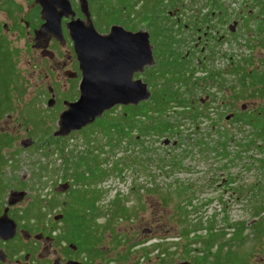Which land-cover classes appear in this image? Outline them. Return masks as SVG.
I'll return each instance as SVG.
<instances>
[{
  "label": "flooded vegetation",
  "instance_id": "1",
  "mask_svg": "<svg viewBox=\"0 0 264 264\" xmlns=\"http://www.w3.org/2000/svg\"><path fill=\"white\" fill-rule=\"evenodd\" d=\"M5 1L9 6L15 4L14 0ZM26 1L29 3L28 14H23L22 17H19L18 22H20V24L17 23L19 25L23 23L25 31L24 37H30L32 41L31 44H23L24 50L27 51V55L29 57L32 56L31 58L34 59L39 57L36 59V63H41L43 67L44 64H46L49 71L54 75L53 79L46 85L44 96H42L43 93H41L37 94L36 97L45 99L46 107L48 108L46 109V113H48L49 116H56V126L61 112L66 109V104L75 102L79 97L78 87L81 80V72L79 70V63L73 52L72 43L65 29V23H67L69 19L63 18L61 20L62 42L56 40L54 37H50L47 41L44 39L39 41V44L42 46L44 45V47H36L34 31L43 23L40 17V7L34 0ZM132 1L133 0H87V7L94 28L99 33L106 34L112 25L124 27L118 23L107 25L103 19L99 20L101 19L99 17L102 15L100 14L97 17L94 12L97 11L103 14L107 8L113 12L119 9L121 12L125 13L124 19L129 20V18H126V12L131 11ZM186 1L190 2V5L193 6L191 9L183 4ZM1 2L2 0H0V3ZM69 2L71 8L75 12V18L84 19L79 3L77 2V4H74L71 0H69ZM16 6L19 7L18 5ZM156 8L157 6H155V9ZM193 8L197 14L195 17L192 15L194 17L195 28L191 30L186 24L180 25V18L181 13L186 12L185 10L193 13ZM19 10H21L20 7ZM167 10L171 18L175 19L172 23L175 29L174 33L178 38L181 35L184 36L180 39L182 42H189V48L185 55L191 63V68L195 71L194 89L197 88L196 85L198 87L201 85L202 88L211 85V91L215 94L217 92H224L227 94L230 92V89L234 87L239 92H242V94L243 91H246L245 89L247 87L264 90V72L260 71L259 67L255 65L257 60L253 61L254 53L257 51L256 45H258V49L261 52L264 51V0H182V2L181 0H174L172 4L168 5ZM181 10L182 12H180ZM96 24L100 26H96ZM141 24H144V28L146 29L145 19L141 21ZM3 28L6 29V26L4 25ZM138 30L139 29L134 31ZM181 31H183V33H180ZM147 32L150 37V32ZM51 46H54V49H51ZM152 48L154 50L153 45ZM245 50L248 51V53H244L243 51ZM27 62L29 66L32 64L29 58ZM215 65H218V67ZM32 67L35 68V65ZM147 68H145V70ZM145 70L141 75H136L135 77H143L142 75L145 73ZM47 73L48 72L45 73V79L48 77ZM198 76H205L206 78L203 82L207 83H197L198 81L196 78H198ZM209 76H218V80L212 82ZM226 76L232 77V81ZM226 78H228L229 81ZM241 80L245 82L244 89L240 86ZM211 98V95H206L204 99H200V106L204 108L203 113L205 111L208 117L209 109L211 108L207 105L213 103L211 102ZM213 99L215 100L216 97L214 96ZM59 105L62 109L58 107ZM243 107L245 108V106H241L240 109L243 110ZM124 108L123 106H115L108 112L116 113V111H119L118 113H122L121 110ZM253 113L254 112L249 111L240 118L236 116L234 112H230L226 114V117L231 115L229 120L237 118L239 122H251L250 118L253 116ZM122 115L126 117L127 113H122ZM126 120L122 133H112L110 135L112 140L115 138H121V140L130 139L132 135L130 118ZM95 125H98L96 120L91 125L82 128L80 131L71 132L65 137L54 136L58 127L56 126L51 138L70 139L75 135H82L87 139L98 137L100 134H91L85 131L87 128ZM165 140H169L167 144H164ZM144 144L146 145V142H144ZM162 145L165 147H174L176 142L171 138H165ZM215 146H217V143ZM31 147H33V143L28 148H25L24 151L33 149ZM213 156V159L219 161V157L216 153L213 152ZM144 160H146V158H144ZM225 160L226 158H222L219 161L220 165L217 166L221 172L224 170L225 164L222 163ZM165 169L167 168L165 167ZM228 179L229 178L222 179L216 186L233 185L234 182L228 181ZM62 181L64 180L61 179L57 186L60 183L66 182ZM93 183H98V181ZM209 183L213 184L214 181ZM55 188L53 190L54 193L60 194L55 191ZM69 189L70 187L64 193H74L73 190ZM92 191H94L96 195H93V197L89 195L85 196L84 201H91L89 203H94L92 208L93 211L87 209L85 213H72L73 210L76 209V206L70 202L74 200L77 194H82L81 191L71 194L68 206L66 202L62 203V207H66L63 213L54 214L49 218H45L44 212L39 211L37 203L32 204L33 208L27 206L26 209H22L21 203L26 197H24L20 203L7 207V197L6 203L2 204V206L0 205V223L6 208V217L8 219L4 220L2 223V233L4 234L0 233V264H248L245 257L238 251L244 239V230L239 232L233 228L227 229L226 223L223 222L224 219L227 220L225 215L219 219L217 218L219 214H215L214 216L205 218L202 222L201 219H198L200 217L194 218L193 212H191L190 214L194 218V222L192 221V223L202 227L195 230L193 229L194 231L188 229L189 231L186 236L185 233L182 232V228H180L179 214L171 212L175 219V221L173 220V230L178 236L177 240L183 238V240L187 242V250L182 254L183 256H187V260L175 263L179 255L180 244L178 242L169 243L167 241L176 240L174 239L176 236H170L164 231L160 233L161 236H158L157 233L153 234L154 232L152 230L145 228L139 231L141 238L132 241L131 237L122 230L118 228L113 229L112 222L114 218L123 220L127 219V217H138V214L126 213L120 216L118 214V218L114 216V212L111 211L110 207H113L115 201L119 203L118 200H114L113 203L107 204V209L102 212L101 209H99L102 190L99 192L95 186ZM231 195L238 199L237 191H231ZM183 198L184 202L189 201L186 197ZM155 200V202L150 204L161 206L163 201H179V198L163 199L162 197H157ZM207 202H210V200ZM46 206L48 207V205ZM43 207L45 208V206ZM51 207H53V204ZM108 210L113 214L108 213ZM103 214H108V219H105L102 224L98 223L100 218H105ZM208 220H210V222L207 224ZM240 222H243V220H238L235 224L239 225ZM210 223L214 226L212 231L207 229ZM252 223L253 222L247 227H250ZM11 228L13 231L12 236ZM210 232L214 235L209 236ZM235 232H239V235L235 236ZM251 234L253 237L263 236L264 228L252 229ZM169 237H171V239H169ZM204 241H207V244ZM190 245H193V248H191ZM229 248L232 251L231 254H228ZM233 251H236V253H233Z\"/></svg>",
  "mask_w": 264,
  "mask_h": 264
},
{
  "label": "rangeland",
  "instance_id": "2",
  "mask_svg": "<svg viewBox=\"0 0 264 264\" xmlns=\"http://www.w3.org/2000/svg\"><path fill=\"white\" fill-rule=\"evenodd\" d=\"M71 1L74 4H77V2L79 3V0ZM14 2L21 10H19V7L15 4L9 6L5 0H2L0 3V49H4L8 52L7 61L9 69L6 70V72L11 80L7 86V95L4 94L0 88V105L2 108L6 109L3 114H1L2 111L0 109V154L4 156V160L6 161V164L0 166V180L2 182L0 205L2 206V204L6 203V199L11 190H24L26 192L24 197L26 198L21 203L22 209H26L27 206L33 208L32 204L37 203L39 211L44 212L45 218H49L54 214L63 213L66 207H62V203L66 202L68 206L71 194L74 193H54L53 190L61 181L62 177L61 161L53 156L46 158L41 155V151L39 150V148L49 145L52 139L51 135L57 125L55 126L56 116H49V114L46 113V109L48 108L46 107L45 99L38 98L36 95L43 93L42 96H44L46 85L53 79L54 75L49 71L46 64H44L43 67L41 63H36V59L39 57H36V59L31 58L32 56L29 57L27 51L24 50L23 44H31L32 41L30 37H24V25L23 23L19 25L20 22H18V19L22 17L23 14H28L29 3L26 0H14ZM183 4L190 9L193 7L190 5V2L187 1ZM138 8L139 7L136 6L134 11L140 12L141 10ZM158 8L159 6H157L156 9ZM185 11V13L193 15L194 17L197 14L194 8L192 10L193 13H191V11ZM180 12H182V10ZM182 13L180 25L188 24V19L185 18L184 15L182 16ZM144 24L138 22L137 29L147 30L144 28ZM4 25L6 29L3 28ZM180 33H183V31ZM183 37L184 36L181 35L180 39ZM256 46L257 51L254 53L253 61L257 60L255 65L259 67L260 71L264 72V51L261 52L258 49V45ZM50 48L54 49V46ZM188 48L187 45H184L183 50L187 51ZM243 52L248 53L246 50ZM28 58L32 63L30 66L27 62ZM33 65H35V68L32 67ZM215 66L218 67V65ZM46 72H48L47 79H45ZM11 76H13L14 79H12ZM226 77L230 78L232 81V77ZM228 78L226 79L228 80ZM141 79L143 80L144 78L141 77ZM3 87L7 88L6 86ZM245 90L243 94L240 92L242 99H240L238 92L232 93V95L230 93L217 92L215 95L216 99L209 105V108H211L209 109V117L201 118L198 123L201 128L200 134L206 132V129L211 124H215L226 128L227 134L233 138L242 141L243 137L246 136L247 138L255 139V142L259 143L260 140L255 138L256 135L254 131H252V128L243 125V123H239L237 118L228 121L225 120L226 114L230 112H234L236 116L241 118L251 111L254 113L250 118V124L261 125L264 128V90L249 87ZM204 98L205 95H201V99ZM241 106H245V108L243 107L242 110L240 109ZM58 107L62 109L60 105ZM118 112L119 111H116V113ZM181 121L185 128L192 127V124L188 123L186 120ZM238 129L243 131L244 134H242V132H237ZM27 139L33 142V149L24 151L25 148H21V142ZM146 141L148 146L155 149L162 145L161 142L148 140V138ZM215 141L216 139L214 137L213 144ZM83 143L82 135H75L63 141V144L68 150L73 149L76 151L83 149ZM53 147L54 146H50L46 148V150H52ZM169 147L172 148L171 146ZM105 150L107 151L108 149L105 148ZM229 150L235 151V145L232 144ZM115 153L116 150L114 154H105L102 156L107 160L106 163L101 164L103 168H111V165L118 160V157L124 156L122 155L124 154L122 151L116 153V155ZM161 153V149L155 152L153 162H147V164H145L144 170L146 171L144 172L139 170L135 171L130 167L124 168L120 178L115 175V173H111V175L109 174V176L98 181V183L87 186V188L90 189L96 186L99 192L102 190V197L99 203V209H101L102 212L107 209V204H111L114 200H118L119 204L124 205L128 209V214H138V217H127V219L123 220H117L113 217L112 228L122 230L131 237L132 241L141 238L139 231L145 228L152 230L154 232L153 234L157 233L158 236H161L160 233H163V231L170 236L174 235L176 236L174 238L176 240L167 242H178L180 244L179 250L181 252L179 251L175 263L187 260V256L182 255L184 251L187 250V242L183 240V238L177 240L178 236L173 230V220L175 221V219L171 213V209H173L174 204L177 202L178 204H182L187 212L188 210H190L189 212H193L194 218L200 217L198 219H201L202 222L205 218L214 216L215 214H219L217 217L219 219L225 215L228 224L243 220V222H245V228H243L244 239L238 251L245 257L248 264H264V234L263 236L253 237L251 234L252 229L247 227L251 222L255 221L253 220L254 218L250 216V204L248 202L250 192L247 188L255 183L264 184V174L259 169V164L257 163L256 166L246 171V168L243 166L246 157L242 153L241 155L243 158L234 165H229L226 159L222 163H225V167L221 172L217 167L220 163L217 159H213L214 156L211 151L209 152V156L202 155L196 150H192L190 153L185 154L181 146L177 149H172V153L176 154L182 168L167 177H162V175L159 174L160 165L156 164L155 161ZM250 154H255V158L260 157L255 149L247 152V155ZM130 156H132V154H130ZM38 162L40 164H35ZM42 165H47L46 167H48L49 171L42 176L39 182L35 181V179L33 181L32 172L37 171L38 166ZM52 168L55 170L54 173L50 172ZM229 177L234 178L233 185L216 186L222 179H227ZM64 181L69 182L70 187H72L70 189L72 190L81 191L85 188L80 185H75L69 178V175ZM211 181H214V183H209ZM22 183H24L25 186L21 188L18 185ZM176 185L190 187V192H187V194L191 196L192 208L189 206L185 207L186 203L182 196L179 198V201L172 200L170 203H163L161 206L150 204L156 201L155 198L157 199V197H162L164 195V190H159V187L170 188L172 190ZM137 186L141 187L136 188ZM132 188L133 190L131 191ZM235 188H237L239 192L238 199L231 195V191H234ZM148 189H153L157 192L155 194L154 192H149ZM170 197L173 199L174 196L171 195ZM208 200H210V202H207ZM52 204L53 207H51ZM46 205H48V207ZM43 206H45V208ZM107 212L113 214L110 210ZM189 212L188 218H191L194 222V218ZM261 214L263 220L259 227L264 226V209ZM103 215L105 218H100L98 223L102 224L105 219H108V214ZM169 239H171V237H169ZM190 247L193 248V245H190Z\"/></svg>",
  "mask_w": 264,
  "mask_h": 264
},
{
  "label": "trees",
  "instance_id": "3",
  "mask_svg": "<svg viewBox=\"0 0 264 264\" xmlns=\"http://www.w3.org/2000/svg\"><path fill=\"white\" fill-rule=\"evenodd\" d=\"M173 1L174 0H133L131 11L126 12V18H129V20L124 19L125 13L121 12L119 9L113 12L107 8L103 13L104 15L97 11L94 12L97 17L101 14L102 16L99 17L101 18L99 20L103 19L107 25L118 23L123 25L126 29L133 31L137 30L138 22L145 19L146 29L150 32V41L154 46L153 55L155 64L147 68L142 75L144 78L143 81L147 84L150 91L149 99L137 106H127L122 109V113H127L126 117H124L122 113H104L96 120L98 125L91 126L85 130L87 132L100 134V136L91 139H87L83 136L84 147L82 150H68L63 144V141L66 139L61 138L51 139L49 145L39 148L42 156L46 158L53 156L61 161L62 180H65L69 175V178L75 185L85 187V189L81 190L82 194H77L74 200L71 201V203L76 206V209L73 210L72 213H85L87 209L93 211L92 208L94 203H89L91 201H84L85 196L89 195L93 197V195H96V193L92 191L93 189L87 188L91 183L102 180L104 177L109 176L108 174L111 175V173H115V175L119 177L124 168L130 167L135 171H140L141 169V171L144 172L146 170H144L145 167H143V163L145 166L147 162H153L155 152L160 149L162 153L155 161L156 164L160 165L159 174L162 175V177H167L182 168L180 160H178L176 154L172 153V149H177L181 146L185 154L190 153L192 150H196L202 155L209 156L210 151L212 153L214 152L219 157V161L222 158H226L229 165H234L241 160V158H243L241 154L243 153L246 157L243 163L246 171L250 170L258 163L259 169L264 174L263 126L250 124L251 122L247 121L239 122L252 128V131H254L256 135L255 138L260 140L259 143H256L255 139L247 138L246 136L243 137L242 141L233 138L227 134L226 128L215 124H211L206 129V132L200 134L201 128L198 123L201 118L208 117L207 114L203 113L204 108L200 106L201 95H211V102H214L213 98L216 94L211 91V85L204 88H202L201 85L200 87L196 85V89L193 87L195 85V71L191 68V63L185 55L186 51L183 50L184 45L189 46V42H182L180 37L178 38L174 33L175 29L172 25L174 20L168 14L167 10L168 5L172 4ZM136 6L139 7L138 9L141 10L140 12L134 11ZM155 6H159V8L155 9ZM183 15L189 21L186 25L189 29L193 30L195 28L194 17L185 12H183ZM181 20L180 18V21ZM98 25L96 24V26ZM7 55V51L0 49V88L6 95L8 92L7 86L9 81H11L6 72V70L9 69ZM11 78L14 79L13 76H11ZM205 78V76H198V78H196L198 81L197 83L202 84L200 82H203ZM209 79L215 82V80H218V76H209ZM203 83L205 84L207 82ZM2 84L7 88L3 87ZM240 86L244 89L245 82L243 80L240 81ZM237 92L239 93L240 99H242L240 92L236 90L235 87L231 88L229 93L232 95V93ZM207 106H209V104ZM0 109L2 111L1 114L6 110L2 108L1 105ZM127 118H130L132 130L130 139L121 140V138H115L112 140L110 137L112 133L120 134L123 132ZM181 120H186L188 123L192 124V127L185 128ZM237 132H242V134H244L240 129H238ZM146 137L148 140L161 142V144L165 138H171L174 139L176 145L172 148L160 145L156 150L147 145ZM214 137L216 141L213 144ZM144 142H146V145ZM216 143L217 146H215ZM232 144L235 145V151L229 150ZM50 146H54L53 149L46 150V148ZM105 148L108 150L106 151ZM253 149L257 150L260 155L259 158H255V154L247 155V152ZM115 150L116 153L120 151L124 152V154H122L124 156L118 157V160L111 165V169L103 168L101 164L106 163L107 160L102 156L105 154H114ZM130 154H132V156H130ZM144 158H146V160H144ZM4 164H6V161L4 160V156L0 154V166ZM35 164L40 163L38 162ZM46 166L47 165L38 166L37 171L32 172L33 181L35 179V181L39 182L42 176L49 171ZM165 167L167 169H165ZM54 171V168H52L50 172L54 173ZM228 181L233 182L234 178L229 177ZM18 186L22 188L25 184L22 183ZM1 187L2 182L0 180V190ZM138 187L141 186H137L136 188ZM247 189L250 192V196L248 197V202L250 204L249 211L251 212L250 216L255 220L249 228L254 230L264 228V226L259 227L263 220L261 213L264 209V184L255 183L250 185ZM132 190L133 188L131 191ZM159 190H164L163 199L171 198V195L174 196L173 199L181 198V196H189L186 197L189 201L185 202V207H193L191 206V196L187 194V192H190V187L176 185L172 190L165 187H159ZM81 191L73 190L74 193ZM148 191L154 192L155 194L157 192L153 189H148ZM235 191L238 192V189L235 188ZM163 203L168 204L170 201H163ZM110 208L117 218L128 212V209L124 205L117 203V201H115L113 207ZM171 211L179 214L180 228H182V232L185 233L186 236L189 230L202 227L192 223V219L188 218V212L190 210L187 212L182 204L176 202ZM208 222H210V220L207 221V224ZM223 222L226 223L227 229L233 228L240 232L245 228V222H240L239 225L235 223L228 224L226 219H224ZM213 228L214 226L211 223L207 226L209 231H212ZM239 232H235L234 235L238 236ZM213 235L212 232L209 233V236ZM204 242L207 244V241ZM231 253L232 251L229 248L228 254ZM233 253H236V251H233Z\"/></svg>",
  "mask_w": 264,
  "mask_h": 264
},
{
  "label": "water",
  "instance_id": "4",
  "mask_svg": "<svg viewBox=\"0 0 264 264\" xmlns=\"http://www.w3.org/2000/svg\"><path fill=\"white\" fill-rule=\"evenodd\" d=\"M34 1L40 7L43 21L34 31L36 47H44L39 41H47L50 37L62 42L61 20L68 18L65 29L81 72L79 97L75 102L67 103L66 109L61 112L55 137H65L71 132L80 131L115 106H137L149 99L147 84L140 77H135L155 64L153 48L146 30L130 31L120 25H112L106 34H101L93 26L87 0H79L84 19L75 18L69 0ZM230 118L231 115L226 120ZM168 141L165 140L164 144ZM32 143L27 139L21 142V146L26 148ZM68 188L69 183L64 182L55 191L64 193ZM25 194L24 191L11 190L7 207L19 203ZM6 209L1 218V234H4L2 223L8 220ZM12 233L11 228V236Z\"/></svg>",
  "mask_w": 264,
  "mask_h": 264
}]
</instances>
